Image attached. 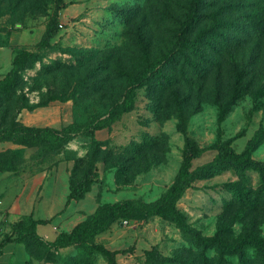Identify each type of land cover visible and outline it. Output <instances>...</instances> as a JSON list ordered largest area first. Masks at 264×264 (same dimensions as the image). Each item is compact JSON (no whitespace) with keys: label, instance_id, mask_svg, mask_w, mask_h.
<instances>
[{"label":"rangeland","instance_id":"374dc122","mask_svg":"<svg viewBox=\"0 0 264 264\" xmlns=\"http://www.w3.org/2000/svg\"><path fill=\"white\" fill-rule=\"evenodd\" d=\"M195 2L0 0V36L25 29L33 42L14 48L13 73L0 87V160L16 165L13 173H42L53 194L68 196L71 185L85 193L70 200L58 227L104 208L101 217L113 221L97 239L119 253L117 264H243L238 254L197 241L214 236L241 246L245 264H264L259 173L228 168L197 176L219 145L241 153L264 131V0H202L203 17L189 26ZM56 12L60 37L38 45ZM220 25L227 42L217 35L209 42L221 55L204 43L199 54L172 51L182 34L198 41ZM164 57L171 63L159 65L157 79L129 87L131 109L98 128L129 75ZM238 75L243 92L234 100ZM17 123L52 132L39 135L36 146L22 145L10 138L19 137ZM187 138L202 152L190 154ZM188 158L193 180L174 203L163 201ZM253 158L264 163V136ZM29 256V264L85 259L75 247H51L42 238L31 241Z\"/></svg>","mask_w":264,"mask_h":264},{"label":"trees","instance_id":"16d2710c","mask_svg":"<svg viewBox=\"0 0 264 264\" xmlns=\"http://www.w3.org/2000/svg\"><path fill=\"white\" fill-rule=\"evenodd\" d=\"M203 6L202 0H196L192 9H190L188 13L189 23L191 26L193 23L199 18H202L203 15L199 14V10ZM192 20V21H191ZM185 29V28H184ZM183 32L186 33L187 30ZM263 27L258 25L256 28V32H262ZM61 33V24L57 18V12L52 16L50 21L48 22L46 29L43 33L41 40L39 41L38 45H53V41L60 37ZM213 35H217L221 38L222 43L225 44L226 40V33L224 32L223 25H220L218 29L213 28L210 29L207 34L202 35V38L198 41L193 40L189 41L185 39L183 34L181 35L180 42L175 46V49L172 50L173 52L179 48H188L194 54L200 53V48L204 43L206 46L212 47L213 51L221 55L222 48L215 49L214 46L209 42V38ZM6 42V41H5ZM13 47V52L14 48ZM108 62V61H107ZM171 63L169 57H164L158 61L153 63H147L144 67L135 71L132 75H129V83L125 87L124 93L121 95L120 99L113 102L108 109L103 112V115L108 114V117L105 120L100 121L98 128H103L105 126L110 125L111 123L115 122L123 113L129 111L132 106V90L133 88L129 87H140L145 85L148 81L152 78L157 79L159 75L162 73V66L159 67L161 63ZM109 64V62L107 63ZM12 68H13V60H12ZM3 77L0 78V87H3L11 75L13 73V69ZM122 76L124 73H121ZM120 74V75H121ZM172 82V79L168 81L166 85H169ZM241 77L238 75L236 82L234 84L235 94L233 99L236 100L237 97L243 89L240 85ZM16 133L19 137H10L13 138L17 143L27 146H36L38 136L45 132H52L49 130H42L38 128H28L23 127L21 124L17 123L16 125ZM264 136L263 130H258L255 137L250 140L246 148L241 152L237 153L234 148L231 146L229 142H224L218 147V156L210 162L208 165L204 166L200 171L197 173L198 177L208 176L211 171L212 172H219L224 169L233 168L236 170L244 171V170H254L259 173L262 183L264 184V163L258 162L253 158V152L258 146V141ZM187 146L188 152L190 154H199L201 149L196 146V143L187 138ZM6 153L4 156H7ZM7 162V160H6ZM10 162V161H9ZM10 165H3V160H0V172H12L16 171V165L9 163ZM190 166V159L188 158L184 164L182 165L174 183L170 186L168 191L164 194L162 200L169 203H174L176 199L184 192V190L190 185L191 181L193 180V174L189 170ZM71 192L67 196V205L69 204L71 199L81 198L85 193L83 191H75L73 189V185L70 188ZM121 205V204H120ZM102 210L104 208L98 209L92 216H90L86 221L77 224L71 231L65 232L62 231L58 234L56 239L52 242H47L49 246L56 247V248H64V247H75L81 253V255L85 258L83 263L78 260L72 259L68 264H93V258L103 257V258H111L115 261V256L119 254L116 251L109 250L105 247L104 244L98 242L97 236L103 233L110 225L111 219H106V217L102 216ZM49 223L47 220H34L32 217H22L18 222L13 224L12 230L7 235L6 240L8 241H15L19 243H23L26 247L28 252L31 247V241L41 237L36 232V227L38 224H45ZM197 241L204 246L207 247H215L221 253H228V254H238L241 262L245 264L246 260L244 257V252L241 246L237 245H227L224 240L219 236L209 237V238H200L197 237ZM261 245V258L264 261V243ZM30 257V256H29ZM87 259V260H86ZM30 262V260H29ZM115 264L116 261H115Z\"/></svg>","mask_w":264,"mask_h":264},{"label":"crops","instance_id":"0c3cea01","mask_svg":"<svg viewBox=\"0 0 264 264\" xmlns=\"http://www.w3.org/2000/svg\"><path fill=\"white\" fill-rule=\"evenodd\" d=\"M27 30L9 32L7 37L0 36V78L12 68L13 47L32 44L25 40ZM6 40V42H5ZM47 177L40 174L0 172V264H29V256L23 243L6 240L13 224L22 217L34 220H51L38 224L37 234L47 242H52L62 231L69 232L77 224L64 229L62 218L67 217L70 205H67V194L54 193L49 185H44ZM64 210V211H63ZM61 212V213H60ZM60 213V215H59ZM61 228V229H60Z\"/></svg>","mask_w":264,"mask_h":264}]
</instances>
